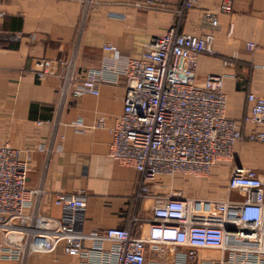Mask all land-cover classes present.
<instances>
[{"label": "built area", "instance_id": "obj_1", "mask_svg": "<svg viewBox=\"0 0 264 264\" xmlns=\"http://www.w3.org/2000/svg\"><path fill=\"white\" fill-rule=\"evenodd\" d=\"M233 1L220 0L216 9L205 10L202 20L209 29L194 35L181 31V21L198 0H181L173 7L155 5L151 0H125L123 5L128 7L171 12L176 21L152 37L140 56L127 58L119 71L102 68L80 72L74 53L67 60H34L30 71L37 79L55 76L60 80L61 104L69 96H97L103 79L123 76L125 95L120 116L110 126L100 118L86 127L107 129L111 134L108 156L136 170L135 207L141 200L154 203L149 217L133 214L127 228L85 233L78 228L84 198L58 192L53 203L65 209L63 218L44 215L40 208L43 181L36 188L26 184L31 150L3 143L1 259L26 264L30 256L48 253L62 240L64 253L78 257L80 264H264V181L256 171L232 168L227 189L242 194L241 199L197 198L176 191L158 195L151 191L159 179H209L214 166L232 161L236 142L264 143V130L243 132L246 125L264 126L263 98L248 92L247 113L234 120L226 115L223 76L209 74L200 82L196 79L199 56L214 52L217 15L231 13ZM85 2L87 6L96 4L95 0ZM254 47L247 44L249 50ZM103 49L118 55L115 46L105 45ZM78 126L85 127L81 123ZM43 150L47 156L52 152L51 146Z\"/></svg>", "mask_w": 264, "mask_h": 264}, {"label": "crops", "instance_id": "obj_2", "mask_svg": "<svg viewBox=\"0 0 264 264\" xmlns=\"http://www.w3.org/2000/svg\"><path fill=\"white\" fill-rule=\"evenodd\" d=\"M95 1L87 6L85 0H0V145L31 150L26 184L36 188L43 181L40 208L44 215L63 218L65 209L53 203L58 192L84 198L78 228L85 233L127 228L133 214L149 217L154 203L141 200L135 207L136 170L108 156L111 134L107 129L88 128L100 118L110 126L120 116L124 78L118 74L113 80L103 79L97 96H69L61 104L60 80L55 76L39 80L30 65L41 58L67 60L74 53L80 72L119 71L127 58L140 56L152 37L176 21L171 12L128 7L123 5L125 0ZM180 1L151 0L170 7ZM219 3L198 0L184 14L181 31L204 34L209 28L202 14ZM217 19L214 52L199 56L196 79L200 82L209 74L223 76L226 115L240 120L248 110V92L264 99V0H234L232 12L219 13ZM248 43L255 47L247 49ZM105 45L115 46L118 55L104 51ZM254 128L264 130V126L246 125L243 132ZM49 146L52 152L47 156L43 148ZM234 166L250 168L264 181V143L236 142L232 161L214 166L209 179H159L151 191L241 199L242 194L227 189ZM0 264L18 263L0 258ZM26 264H80V260L66 255L60 240L52 251L32 255Z\"/></svg>", "mask_w": 264, "mask_h": 264}, {"label": "rangeland", "instance_id": "obj_3", "mask_svg": "<svg viewBox=\"0 0 264 264\" xmlns=\"http://www.w3.org/2000/svg\"><path fill=\"white\" fill-rule=\"evenodd\" d=\"M213 253H211V256H212ZM214 257V256H213Z\"/></svg>", "mask_w": 264, "mask_h": 264}]
</instances>
